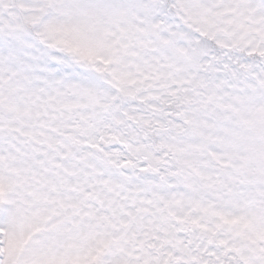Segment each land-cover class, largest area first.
Masks as SVG:
<instances>
[{
	"label": "snow or ice",
	"instance_id": "obj_1",
	"mask_svg": "<svg viewBox=\"0 0 264 264\" xmlns=\"http://www.w3.org/2000/svg\"><path fill=\"white\" fill-rule=\"evenodd\" d=\"M0 264H264V0H0Z\"/></svg>",
	"mask_w": 264,
	"mask_h": 264
}]
</instances>
